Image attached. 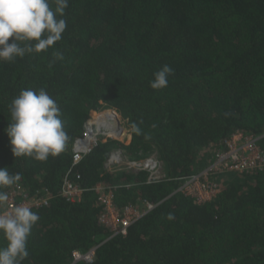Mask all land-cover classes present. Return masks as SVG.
<instances>
[{
	"label": "trees",
	"instance_id": "obj_1",
	"mask_svg": "<svg viewBox=\"0 0 264 264\" xmlns=\"http://www.w3.org/2000/svg\"><path fill=\"white\" fill-rule=\"evenodd\" d=\"M66 19L53 48L0 61V168L21 177L5 190L53 195L33 208L40 220L23 264H88L74 263L73 253L91 250L90 264H264V170L230 173L226 183L218 177L220 193L200 205L176 192L173 180L204 169L237 132L263 136L264 148V0H69ZM164 65L174 73L155 90L150 81ZM25 88H44L57 101L70 138L46 161L15 157L6 132L11 101ZM99 110L93 115L116 111L130 141L100 142L74 169L88 191L67 202L59 193L71 147ZM114 150L134 159L156 155L172 181L145 185L144 174L108 172ZM128 183L135 185L116 191L119 207L158 205L126 235H114L99 222L94 189Z\"/></svg>",
	"mask_w": 264,
	"mask_h": 264
},
{
	"label": "clouds",
	"instance_id": "obj_2",
	"mask_svg": "<svg viewBox=\"0 0 264 264\" xmlns=\"http://www.w3.org/2000/svg\"><path fill=\"white\" fill-rule=\"evenodd\" d=\"M68 6L69 0H0V61L11 63L53 48L66 31ZM53 57L64 58L59 51H53ZM173 73L169 65L162 66L153 74L150 87H167ZM10 113L6 132L15 157L46 161L65 150L70 138L61 109L44 88L21 89L11 101ZM131 128L138 135L142 132L135 122ZM20 178L19 173L10 174L8 168H0V235L6 242L0 246V264H23L29 257L28 239L40 220L39 213L27 204L18 203L10 210L4 207L9 200L5 189L16 185ZM168 218L173 217L169 214Z\"/></svg>",
	"mask_w": 264,
	"mask_h": 264
},
{
	"label": "built area",
	"instance_id": "obj_3",
	"mask_svg": "<svg viewBox=\"0 0 264 264\" xmlns=\"http://www.w3.org/2000/svg\"><path fill=\"white\" fill-rule=\"evenodd\" d=\"M103 110V109H102ZM94 113H100V111ZM115 111V110H114ZM116 113V111H115ZM118 115V113H116ZM115 123L92 116L86 121L83 133L73 143L72 166L66 174L59 195L67 202H79L83 194L88 191L75 181V167L90 154L100 142L109 139L127 143L129 130L116 116ZM263 136H247L237 132L225 141V147L216 152L215 159L206 168L198 173L182 176L175 181L180 182L176 192L184 194L194 200L195 204H204L211 201L221 191L218 177L223 179L230 173L255 174L264 170V148L260 144ZM104 168L111 173L145 175L143 184L157 185L165 181H172L164 172L162 161L154 154L140 159L126 156L122 150H114L107 156ZM78 177V176H77ZM134 183L120 185L99 184L94 191L98 195V204L103 208L99 218L100 224L109 227L114 235L127 234L128 228L145 214L154 210L158 204L145 202L143 205L119 207L115 203L116 191L120 188H131ZM20 202L16 201L17 197ZM53 195L45 190L42 196L30 195L26 190L18 187L9 194V200L4 205L6 209L14 208L18 203H24L33 208H42L49 205ZM95 250L86 254L78 251L73 253L74 263L84 261L92 263Z\"/></svg>",
	"mask_w": 264,
	"mask_h": 264
},
{
	"label": "bare ground",
	"instance_id": "obj_4",
	"mask_svg": "<svg viewBox=\"0 0 264 264\" xmlns=\"http://www.w3.org/2000/svg\"><path fill=\"white\" fill-rule=\"evenodd\" d=\"M96 117H99L103 120H107V122L111 121L113 123H115L116 120V116H118L115 112L113 111H109L107 113H103V114H99V115H95Z\"/></svg>",
	"mask_w": 264,
	"mask_h": 264
},
{
	"label": "rangeland",
	"instance_id": "obj_5",
	"mask_svg": "<svg viewBox=\"0 0 264 264\" xmlns=\"http://www.w3.org/2000/svg\"><path fill=\"white\" fill-rule=\"evenodd\" d=\"M94 112H95V111H94ZM94 112H92V114H91L92 116H93V113H94ZM119 118L121 119L120 115H119ZM121 121H122V119H121ZM122 122H123V121H122ZM129 139H130V136H129ZM129 141H130V140L127 141V144L129 143ZM208 165H209V164H208ZM208 165H207V166H208ZM207 166H206V167H207ZM206 167H204V168H206ZM201 170H203V169H201ZM201 170H200V171H201ZM200 171H198V172H200ZM225 177H226V176H225ZM229 178H230V177L227 176L226 178L223 179V182L226 183V182L230 181L231 179H229Z\"/></svg>",
	"mask_w": 264,
	"mask_h": 264
}]
</instances>
